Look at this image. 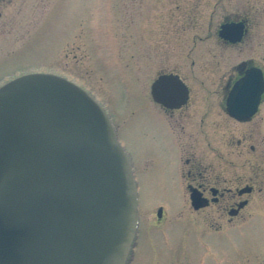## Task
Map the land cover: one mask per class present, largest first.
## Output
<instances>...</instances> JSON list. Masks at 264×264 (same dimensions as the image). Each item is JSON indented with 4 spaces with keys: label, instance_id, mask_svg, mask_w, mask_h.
I'll use <instances>...</instances> for the list:
<instances>
[{
    "label": "water",
    "instance_id": "1",
    "mask_svg": "<svg viewBox=\"0 0 264 264\" xmlns=\"http://www.w3.org/2000/svg\"><path fill=\"white\" fill-rule=\"evenodd\" d=\"M243 26L225 22L218 36L238 42ZM263 87L260 70L247 71L229 92V114L250 116ZM186 91L171 75L150 88L162 103ZM137 222L131 166L98 102L51 73L1 85L0 264H125Z\"/></svg>",
    "mask_w": 264,
    "mask_h": 264
},
{
    "label": "rangeland",
    "instance_id": "2",
    "mask_svg": "<svg viewBox=\"0 0 264 264\" xmlns=\"http://www.w3.org/2000/svg\"><path fill=\"white\" fill-rule=\"evenodd\" d=\"M22 2L12 5V10L22 15L17 19V27L23 29L21 41L13 42L17 48L9 45L13 31L5 36V47L0 45V76L49 72L97 95L105 100L114 123L118 124V139L125 151H143L144 113L130 117L124 110L134 102V95L148 92L142 78L137 81L135 74L132 77L128 73L125 58H118L124 55L132 37L135 43H157L161 33H166L167 42L182 44L183 49L194 41L205 49L203 57L197 59L212 60L211 65L218 70L214 75L198 73L191 83L194 92L215 91L221 72L239 60L260 57L264 65V0ZM141 12L147 15L144 20L139 19ZM78 14H85L82 25L85 46L81 52L77 48ZM244 14L248 25L245 39L234 46L222 45L217 34L220 24ZM73 18L77 19L72 28ZM67 31L69 41L78 38L75 45L65 46L67 40L62 39ZM73 55L82 56L81 62H76ZM262 134L264 151V127ZM158 184L148 183L147 190L144 174L139 175V224L133 256L127 264H264V197L260 201L253 197L247 220L241 225L207 227L195 223L200 218L207 219V214L198 217L181 209L177 206L179 196L160 190ZM151 186L155 189L150 190ZM160 205L164 218L158 223L155 211Z\"/></svg>",
    "mask_w": 264,
    "mask_h": 264
},
{
    "label": "flooded vegetation",
    "instance_id": "3",
    "mask_svg": "<svg viewBox=\"0 0 264 264\" xmlns=\"http://www.w3.org/2000/svg\"><path fill=\"white\" fill-rule=\"evenodd\" d=\"M130 1L134 3V0ZM14 2L23 4L22 0H0V45L5 44V36L13 31L9 45L18 48L15 43H20L23 29L17 27V19H21L22 15L20 11L12 10ZM133 16L134 12H131L130 19ZM140 16L139 19L143 20L147 17L145 12H141ZM243 16L245 14L225 21L243 23L239 42L229 43L219 38L222 45L234 46L245 39L248 25ZM74 18L72 28L75 20L79 19L77 48L81 52L85 46L82 36L85 14H78ZM66 34L62 39L67 40L65 46L75 45L78 38L69 41L70 33L67 31ZM166 36V33H161L157 43H135L132 37L124 55L118 56L125 58L128 73L132 77L135 74L137 81L142 78L148 90L142 95H134V102H130L128 109L126 107L124 110L130 117L142 112L145 116L143 151H125L137 191L139 175L144 174L147 190L148 183L159 182L160 190L179 196L178 207L198 217L201 213H204L203 217L207 214V219L195 221L198 225L217 228L241 225L247 220V209L253 197L256 201L264 197V87L257 99L255 111L246 118L229 114L226 103L234 82L247 71L260 70L264 82V65L260 63V57L239 60L221 72L215 91L194 92L191 83L196 81L198 73L214 75L218 69L216 65H211L212 60L197 59L203 57L201 53L205 49L198 47L195 41L184 45V50L182 44L167 42ZM73 57L76 62H81L82 56ZM198 61L201 63L199 66ZM18 75L0 76V86ZM160 75L178 77L186 86V93H164V103L154 100L150 92L151 83ZM182 95H185L183 102L170 98L181 99ZM242 95L245 98L250 95L249 98L254 99L253 95L256 94ZM91 96L110 117L118 138L119 126L114 123L105 100L102 101L97 95ZM154 187L149 189L154 190ZM158 209L161 210V215L157 217L160 223L164 218L163 207L157 206ZM132 256L130 252L129 260Z\"/></svg>",
    "mask_w": 264,
    "mask_h": 264
}]
</instances>
